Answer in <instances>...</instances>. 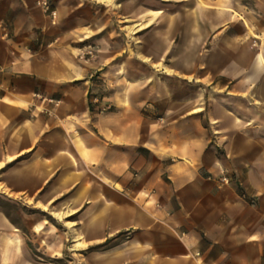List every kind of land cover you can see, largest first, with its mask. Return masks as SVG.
Masks as SVG:
<instances>
[{"label":"crops","instance_id":"crops-1","mask_svg":"<svg viewBox=\"0 0 264 264\" xmlns=\"http://www.w3.org/2000/svg\"><path fill=\"white\" fill-rule=\"evenodd\" d=\"M38 1L0 0V264H264V0Z\"/></svg>","mask_w":264,"mask_h":264},{"label":"rangeland","instance_id":"rangeland-1","mask_svg":"<svg viewBox=\"0 0 264 264\" xmlns=\"http://www.w3.org/2000/svg\"><path fill=\"white\" fill-rule=\"evenodd\" d=\"M39 5L42 7L41 10H44L46 12V14L52 16L53 18H55L57 15H58V11L57 9L54 7L52 1L50 0V3H51V7L52 9L56 10V14H52L51 11H47L45 9V7L43 6V3H42V0H39L38 1ZM2 201V200H1ZM30 234V233H28ZM32 236V235H31ZM32 238V237H31ZM44 249H42V251H36L37 253L36 254H41L44 258L50 260L52 257L48 254H45L44 252ZM73 252H75L70 246L68 247H65L62 251V254H61V258L59 259V261H61L63 264H77V263H72V257H73ZM77 252V251H76ZM85 252V250H81L80 251V259L82 260L83 258V253ZM77 257V256H76ZM79 264H83V262H80Z\"/></svg>","mask_w":264,"mask_h":264},{"label":"built area","instance_id":"built-area-1","mask_svg":"<svg viewBox=\"0 0 264 264\" xmlns=\"http://www.w3.org/2000/svg\"><path fill=\"white\" fill-rule=\"evenodd\" d=\"M43 6L47 11H51L52 14H56V10L52 9L50 0H42ZM223 179L228 181V177L224 176Z\"/></svg>","mask_w":264,"mask_h":264}]
</instances>
